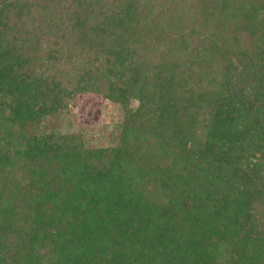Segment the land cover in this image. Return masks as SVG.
I'll return each mask as SVG.
<instances>
[{"label": "trees", "instance_id": "obj_1", "mask_svg": "<svg viewBox=\"0 0 264 264\" xmlns=\"http://www.w3.org/2000/svg\"><path fill=\"white\" fill-rule=\"evenodd\" d=\"M0 264H264V0H0Z\"/></svg>", "mask_w": 264, "mask_h": 264}, {"label": "rangeland", "instance_id": "obj_2", "mask_svg": "<svg viewBox=\"0 0 264 264\" xmlns=\"http://www.w3.org/2000/svg\"><path fill=\"white\" fill-rule=\"evenodd\" d=\"M63 50L66 51L63 53L66 54L64 57L72 55L78 59L79 52L76 49ZM62 62H59V65H62ZM121 118L122 114L117 105L97 94H79L74 100L66 103V113L59 124V132H79L89 147H109L113 145L109 136H116L114 127L120 123Z\"/></svg>", "mask_w": 264, "mask_h": 264}]
</instances>
